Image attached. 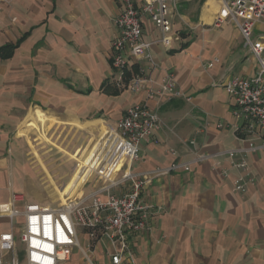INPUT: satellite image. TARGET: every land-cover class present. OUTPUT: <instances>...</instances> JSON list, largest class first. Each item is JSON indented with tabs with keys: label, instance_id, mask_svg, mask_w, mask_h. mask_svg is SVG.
Instances as JSON below:
<instances>
[{
	"label": "crops",
	"instance_id": "obj_1",
	"mask_svg": "<svg viewBox=\"0 0 264 264\" xmlns=\"http://www.w3.org/2000/svg\"><path fill=\"white\" fill-rule=\"evenodd\" d=\"M141 2L134 0L137 7ZM206 2L166 4L170 40L167 46H150L151 77L160 84L166 74H173L182 96L156 104L143 91L125 87L109 95L101 88L113 84L112 43L118 35L113 20L121 0H0V48L15 45L10 57L0 59V234L10 230L6 214L12 194L18 210L42 200L31 189L30 154L36 164L43 161L33 142L48 141V133L57 126L93 136L78 148V155L61 150L78 162L68 180L74 199L89 197L106 184L98 175L106 158L96 159L99 145L117 135V122L128 108L147 104L162 125L141 144L139 159L123 170L143 174L175 162L189 164L190 169L151 176L145 182L141 201L157 213L132 241L136 263L264 264V151L247 156L254 183L244 194L233 191L239 172L222 156L246 147L240 139L246 136L244 122L233 114L234 101L222 85L253 75L257 64L234 26L213 27L216 12L211 23L203 20ZM141 22L144 41L161 38L148 17ZM214 58L219 61L207 68ZM140 68L151 70L140 61L133 63L131 72ZM205 122L210 124L207 131L196 133ZM218 123L224 127L217 128ZM28 125L34 129L27 133ZM256 134L264 138V131ZM191 139L197 151L212 160L192 163ZM110 165L104 173L112 179ZM223 170H228L227 177H222ZM127 188L128 184L118 185L112 192ZM22 220L15 219L16 227Z\"/></svg>",
	"mask_w": 264,
	"mask_h": 264
},
{
	"label": "built area",
	"instance_id": "obj_2",
	"mask_svg": "<svg viewBox=\"0 0 264 264\" xmlns=\"http://www.w3.org/2000/svg\"><path fill=\"white\" fill-rule=\"evenodd\" d=\"M177 1L142 0L137 7L134 0H121V9L113 20L118 35L112 43L111 59L113 84L117 90L127 87L133 92L143 91L147 100L156 104L182 96L175 87L173 74H166L160 84L154 82L151 77L154 63L149 52L152 44L168 45L171 23L166 4ZM216 1L218 9L213 27L234 26L257 64L253 75L231 78L222 85L234 101L233 114L244 122L246 136L239 138L246 147L222 155L229 160L230 167L239 172L233 181V191L244 194L254 183L247 156L264 151V138L259 139L256 134L257 130L264 131V0ZM143 16L160 29V39L143 40ZM140 61L150 64L151 70L140 68L132 73L133 63ZM218 61L212 59L207 68H212ZM161 125L159 116L147 104L128 108L117 122V135L108 136L97 149L96 159L106 157L98 170L106 184L89 197H66L64 203L56 206L25 203L23 209L18 210L14 206L17 196L12 194L6 214L10 230L0 234V264H71L75 256H79L75 264H137L132 241L157 213L141 201L145 182L151 176L190 169L189 164L175 162L167 168L143 174L123 170L125 165L139 159L141 144ZM209 125L205 122L196 133L206 132ZM216 127L221 129L224 125L218 123ZM188 144L195 151L192 163L212 160L213 156L197 151L194 139ZM171 154L175 155V152L171 151ZM110 162L115 173L112 179L104 173ZM120 172L122 176L117 179ZM221 175L227 177L228 170H223ZM127 184L125 191L112 192L113 187L124 188ZM17 217L23 219L19 227H16ZM81 239H84V245ZM18 244L22 246L21 251Z\"/></svg>",
	"mask_w": 264,
	"mask_h": 264
},
{
	"label": "rangeland",
	"instance_id": "obj_3",
	"mask_svg": "<svg viewBox=\"0 0 264 264\" xmlns=\"http://www.w3.org/2000/svg\"><path fill=\"white\" fill-rule=\"evenodd\" d=\"M47 137L48 141L33 142L43 161L36 164L34 156L30 154L29 161L33 179L31 189L34 194L37 193L42 198V200L38 199L40 204L56 206L60 202L64 203L66 197L74 198L73 186L70 187L68 180L78 163L70 160L68 155L63 154L61 150L64 149L67 153L78 155V148L88 145L93 136L86 138L84 133L57 126L50 130ZM90 189L91 185L89 184L84 187V192L87 193ZM22 193L26 194L29 199L37 200L36 196L31 195L30 197L24 191ZM81 243L84 245V239H81ZM18 250H22L21 245H18ZM77 260H79V256H75L71 264H75Z\"/></svg>",
	"mask_w": 264,
	"mask_h": 264
},
{
	"label": "trees",
	"instance_id": "obj_4",
	"mask_svg": "<svg viewBox=\"0 0 264 264\" xmlns=\"http://www.w3.org/2000/svg\"><path fill=\"white\" fill-rule=\"evenodd\" d=\"M217 9H218V6L215 4V2L211 0H207L205 6L203 7V14H202L203 20L206 23H211L212 22L211 15L215 13ZM14 48H15V45H8V46H4L0 48V59L10 57ZM101 88L104 93L109 94V95H116L118 93L114 84L104 83ZM33 129H34L33 127L28 125L24 128V131L28 133V132L33 131Z\"/></svg>",
	"mask_w": 264,
	"mask_h": 264
}]
</instances>
